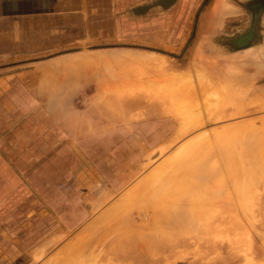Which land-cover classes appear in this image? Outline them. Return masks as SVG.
Listing matches in <instances>:
<instances>
[{
    "label": "rangeland",
    "instance_id": "374dc122",
    "mask_svg": "<svg viewBox=\"0 0 264 264\" xmlns=\"http://www.w3.org/2000/svg\"><path fill=\"white\" fill-rule=\"evenodd\" d=\"M250 1L252 0H182L177 8L174 9L173 16L171 18L168 17L162 19V23L159 24V28L167 29L170 27V20H172L173 23L171 27L173 28L172 32L168 35V44H173V47L167 49H156L151 48L150 46H143L142 53H135L134 51H130L128 49H122L119 51L111 50L107 53L109 55V65H106L104 69L109 71L110 78H115L114 80H111L112 82H109L112 83L111 86L107 85L109 92H111L112 95L114 94L111 98H113L116 103V101L118 102L120 99L121 101L122 99L134 100L135 98L140 97L139 106H133L128 112L125 111L124 114H120L122 116L119 115L120 112H109L110 116H116L115 120H119L120 122H124V124H126V138L129 139L127 144V160L131 156L130 162L133 164L132 172L134 177L130 180L124 190L116 194H110L109 198L103 202H100V200L96 199L95 196L93 197L90 195L92 197L91 200L96 204V209H94L91 215L90 212H88V216L86 215L85 217H80L79 221L83 220V224H78L76 230L66 231L62 235V239L45 241L41 244L39 249L32 251L30 254H24L19 251V255H17L18 252H15L14 256H9V258L4 257L7 261H0V264H43L50 257L53 258L56 257V255L61 256V253L65 255L70 253L71 255L73 253L75 254L76 251L77 254H73L74 256L72 258H75L76 256L77 261L75 262V258L71 261V264H89L91 262V258L93 259L94 257L91 254L92 257H90V262H88L90 249L87 251V247L80 248L81 244L83 242L87 243L91 240L96 241V239L99 238L101 229L106 227L109 223L121 221V223H124V226L127 225L135 228L140 227L141 225L139 226V224H143V220H145V222L149 221V218H146L149 215L146 216V214L141 211L142 208H144V210L150 209L152 212H148L149 214L153 212V214H155L158 211L170 212L167 214L169 216L166 215V219L170 221L168 222L170 227H172L173 224L175 227L173 226L170 228L166 224L165 228H162L163 231L156 227L157 230L153 232V235H143L144 240H151V244L146 247L144 254L142 252H138V248L136 247L138 241L136 239H131L128 247H131L133 251L129 253V258L124 259L122 256L118 257L114 253H109L107 256L109 258L105 259V261H96V264H218L220 262H222L221 264H226L224 261L233 257H237L238 260L231 264H249L248 261L251 263L256 262V260L259 263L264 264V257H255L256 253L254 252V250L257 252L259 250L264 251V246H262L264 245V226L257 225V227H254L252 224L250 225L249 223L247 224L243 221V225L245 224L244 226L247 228H245L246 231L234 234L225 230L226 228L224 229V227H222L224 226V223L221 222L219 223L217 229H212L207 232L204 231L205 228L211 225L214 218L228 216L233 213L235 214V211H238L241 216L245 208L253 210L256 216L253 220H257L258 222L261 221L264 225V163L259 162V165L256 164L254 166L257 159L253 158L255 160L254 161L251 159V156L246 155L243 151L242 153L239 152L242 156L241 158L240 155H238L239 153L234 151V148L235 150H239L240 148L238 144L239 142L236 143L240 134H252L253 138H258L261 131L264 133V107L259 108L260 106H256L261 104L264 97L262 96L264 95V11L262 12L261 19L257 25L255 39L251 44L243 48H235L226 43V40L228 39L246 34L252 27L254 17L259 10L247 5V2ZM199 59L205 60V63H216V70L220 67L221 70H223H219V72H221L214 76L215 81L212 80L214 82H212L211 86L210 84H208L209 86L207 85L208 88H211L210 90L207 89V95L200 93L199 84L201 81H206L205 83H208L209 79H207V77H212L213 75L209 73L205 75L204 78H201V73L196 72V68L200 67V62L198 61ZM202 60L200 61L202 62ZM194 63L196 65H194ZM193 66L196 68H193ZM202 66L204 67V65ZM117 76L125 79L118 81ZM186 76H189V79ZM101 83L103 82L98 80L94 82L96 93L101 92V90L105 91L103 90L104 87ZM124 83L127 85H124L126 86V90H123L124 86L122 85ZM212 87L215 90H213ZM195 92H198L196 94L197 97L194 95ZM185 94L188 95L183 97ZM246 97L247 101L250 100L248 102V113H239L233 117L228 116L219 120H215L212 116H210L209 112L214 111L217 104L219 105L216 110L221 106L229 107L231 104L233 105L234 102H242L243 100L240 99H246ZM95 98L99 100L103 99L102 96ZM208 98V103L213 102V105L210 103L211 106H209L210 108L212 107L213 110L209 107V110H205V107L207 109V102L205 101H207ZM67 99L70 101H74L75 99V101L82 104V106H85L88 103V99L86 97ZM184 101L186 103H184ZM257 101L260 104H255ZM204 102L206 104H204ZM250 104H254L255 106ZM111 106V108L116 111H122V106L119 104L113 103ZM216 110L214 112H216ZM197 111H199L198 114H202L200 115L201 117L199 116L200 119L195 117V114L197 116ZM1 115L5 117L6 114L1 113ZM254 119L257 120L254 121L253 124ZM243 120H247L248 123L243 124ZM250 120H252L251 122L253 125H251ZM192 121L195 123H191ZM231 123H236L238 126L236 129L237 131L234 129L236 132H232L233 129H228L226 133L223 132V127L231 125ZM187 125H190L193 129H190L189 126L186 130ZM256 129L259 133H256L257 135L254 134L257 132ZM228 131L230 132V134H228L229 139L227 137ZM204 132L206 135H204ZM195 136H198V138L200 136V139L203 138L197 145H199L198 147L201 150L205 148L204 151H201V153L204 152L202 155L204 158H201L200 156V158H198L200 161H196V157L198 156L195 155L197 154L196 146V151H194L195 154L193 151L192 155L190 154L192 156L190 157L191 159H184V164L175 163L178 167L176 168L174 166V161H176L174 159H176V157L174 156L177 153L180 154V147L185 145V142H189L190 139ZM230 136L235 138H232L233 140H231ZM252 136L250 139H252ZM208 137L209 143H211L207 146L208 142H205ZM255 138L254 140H256ZM215 139L220 141L217 143ZM213 141H216L215 146L219 143L222 144V146L219 144L220 147L217 146L220 149L214 146ZM249 141L252 143L251 140H248V142ZM204 143L206 145H204ZM200 144L204 145V147ZM225 145H227L228 148L230 147V150H228ZM233 145L234 148L231 147ZM247 145H249V143H247L246 146ZM227 150L228 152L226 153ZM241 150H243V147ZM230 151H232L233 157L230 156ZM233 152H236V154L238 153L237 156H235V153L233 155ZM205 158L207 160L209 158L212 162L208 160L209 164H206V169L205 165H202L205 171H203L204 169L201 167V169L198 168L195 172L193 167L195 168L196 166H201L200 162L202 159V161H206ZM232 159L237 163H235V161L233 162ZM195 161L198 163H195ZM242 162L244 163L240 165ZM190 163H192V166L200 164L192 167ZM239 165L243 166L244 169L239 167ZM186 166L189 168L191 166V171L193 169L195 173H189V168ZM240 168L241 170H239ZM182 170H187L188 172H183ZM129 171L130 168L127 169V179L131 177L129 175ZM239 171L242 172L239 173ZM187 174H190V176H187ZM193 174L194 176H192ZM239 174L242 175L241 177L243 182L240 180L241 177ZM163 178L165 180H163ZM222 178H225L224 180L227 183H225ZM218 180H220V182ZM241 185L243 186L240 187ZM203 190H206L205 193H203ZM240 192L241 194H239ZM163 194L167 195L164 197L165 201L162 200ZM79 195L81 196V193H79ZM201 195H205V197ZM172 196H176L175 198L177 199L175 200ZM160 198L161 200H159ZM198 200L203 202H199ZM196 203L199 204L197 205ZM84 206L85 205L79 203L80 212H82L81 210H83ZM154 206H157L159 210ZM151 208H155L153 209L154 211ZM230 208L231 211L229 210ZM232 208H234L233 213ZM245 220L249 222L246 217ZM257 221H255V223H258ZM169 223L172 224V226ZM201 225L204 227H201ZM140 228H142V226ZM121 230H123L121 244H124L126 242L124 227ZM173 230L177 231V234L179 235L188 237L186 238L188 243L184 245H177L174 248H160L158 246V242L160 241H154L156 237H158L157 239L161 238V236L169 237V234ZM246 233L250 235L248 236ZM239 236L245 240L246 244L238 246L239 244L234 242V237L237 238ZM73 240H76L75 244V241ZM113 240L114 238L110 237L103 244L104 246L100 245V250L97 253L100 251L101 253L99 254L108 252V249L112 247ZM5 243L6 242H1L0 244L3 245ZM164 244L165 243H161L162 246ZM14 245L16 247L17 242H14ZM71 245L76 247L79 246L81 250L77 249L78 247H74L76 248L74 249ZM41 250H43V253L37 257L36 255L39 251L41 252ZM122 252H124V250H122ZM84 255L85 258H88V261L85 260V258L82 259ZM150 257L151 260L153 259L152 263L150 262ZM85 261H87V263Z\"/></svg>",
    "mask_w": 264,
    "mask_h": 264
},
{
    "label": "crops",
    "instance_id": "0c3cea01",
    "mask_svg": "<svg viewBox=\"0 0 264 264\" xmlns=\"http://www.w3.org/2000/svg\"><path fill=\"white\" fill-rule=\"evenodd\" d=\"M181 1L0 0L1 262L62 239L96 209L91 196L103 202L134 177L126 124L109 114L120 110L107 53L173 47L172 20L159 24Z\"/></svg>",
    "mask_w": 264,
    "mask_h": 264
},
{
    "label": "bare ground",
    "instance_id": "6f19581e",
    "mask_svg": "<svg viewBox=\"0 0 264 264\" xmlns=\"http://www.w3.org/2000/svg\"><path fill=\"white\" fill-rule=\"evenodd\" d=\"M202 58V57H201ZM200 60H202V59H199L198 61L200 62V67H198V68H200V69H198V68H196V67H194L193 66V68H196V72L197 73H201V78H204L205 77V75H207V74H211V75H213L212 77L210 76V77H207V79H209L208 80V83H205V82H203V81H201L200 82V84H199V91H200V93H202V94H206L207 95V89L208 90H210L211 88H208V84H210V86L212 85V82H214L215 80H214V76H216V74H219L221 71H223V70H221V67L218 69V70H216V68H217V65H216V63L214 64H212V63H205V60H202V62L200 61ZM204 63V64H203ZM194 65H196L195 63H194ZM202 65H204V67L202 66ZM219 66V65H218ZM203 68V69H202ZM202 69V70H201ZM195 70V69H194ZM219 70H221L220 72H219ZM226 73V72H225ZM221 75V74H220ZM186 77H188V79H189V76H186ZM191 77V76H190ZM184 78V77H183ZM111 80L113 79V78H110ZM178 79V78H177ZM110 80V81H111ZM184 80H186V79H184ZM191 80H192V78H191ZM212 80H214V81H212ZM109 81V82H110ZM127 81V80H126ZM170 81V80H169ZM173 81V80H172ZM193 81V80H192ZM191 81V82H192ZM112 82V81H111ZM167 82V81H166ZM165 83V82H164ZM170 83H172V82H170ZM217 83V82H216ZM109 86H111L112 85V83H107ZM169 84V83H168ZM214 84V83H213ZM124 85H126V83H124L122 86H124ZM188 85V84H187ZM186 85V86H187ZM208 85V86H207ZM217 85H218V83H217ZM119 86V85H118ZM127 86V85H126ZM126 86H124V89H123V87H122V89L123 90H126ZM189 86V85H188ZM189 87H191V86H189ZM188 87V88H189ZM195 87H196V84H195ZM179 88H181V87H179ZM187 88V87H186ZM174 89V88H173ZM196 89V88H195ZM212 89H213V87H212ZM172 90V89H171ZM181 90V89H180ZM184 90V89H183ZM192 90V89H191ZM213 90H215V89H213ZM175 91H176V89H175ZM178 92V91H177ZM184 93V92H183ZM198 93V92H197ZM196 92H195V94L194 95H196L197 94ZM110 94H111V92H110ZM179 94V93H178ZM193 94V93H192ZM215 94H216V92H215ZM109 95V94H108ZM107 95V96H108ZM180 95H183V94H180ZM188 95V94H187ZM186 94H185V96H183V97H186L187 96ZM201 95V94H200ZM172 96V95H171ZM204 96V95H203ZM262 96H264V95H262ZM182 97V96H181ZM180 97V98H181ZM196 97H197V95H196ZM206 98H207V96H206ZM243 98H245V97H243ZM253 98V97H252ZM252 98H251V101H252ZM204 99H205V97H204ZM236 99V98H235ZM249 99V98H248ZM106 100V99H105ZM199 100V99H198ZM206 100V99H205ZM240 100H243L241 103L239 102V103H233V105L231 104L229 107H219L217 110H216V108H217V106L219 105V104H215L216 106H215V110H216V112H214V111H207V112H209L210 113V116H212V118L213 119H222V118H224V117H228V116H235V115H237V114H239V113H243V114H246V112L247 111H249L248 110V106H249V101H247V97H246V99H240ZM208 101H209V98H208V100L207 101H205V102H207V104L204 102V104H206L207 105V109H206V107H205V110H209V106H211V104L213 105V102H210V103H208ZM253 101H256V100H253ZM144 102V101H143ZM182 102V101H181ZM188 102V101H187ZM227 102V101H226ZM112 103V104H111ZM113 103L114 104H119V105H121L122 106V110H124V111H126V112H128L129 110H130V108H132L133 106H136V105H138L139 106V103H140V97H137V98H135L134 100H131V99H128V100H123L122 99V101H121V99L120 100H118V102L116 101V103H115V100L113 99V98H111L110 99V105H113ZM184 103H186L185 101H184ZM225 103V102H224ZM250 103H252V102H250ZM256 103H258V101L257 102H255V104ZM258 104H260V103H258ZM250 105H254V104H250ZM232 106V107H231ZM255 106V105H254ZM256 106H260L259 108H261V107H264V97H263V101L261 102V104L260 105H256ZM209 107V108H208ZM172 108V107H171ZM212 108V107H211ZM210 108V109H211ZM256 108V107H255ZM169 110V109H168ZM211 110H213V108L211 109ZM196 111V110H195ZM121 112V111H120ZM156 112V111H155ZM178 112V111H177ZM193 112V111H192ZM197 113V116H196V114H195V117H198L199 118V116L200 115H202L201 113L200 114H198L199 113V111H197L196 112ZM248 113V112H247ZM204 114V113H203ZM120 116H122V115H120ZM124 116H126V115H124ZM183 116H184V114H183ZM209 116V117H210ZM131 117V116H130ZM195 117H194V120H195ZM201 117V116H200ZM197 119V118H196ZM200 119V118H199ZM202 119V118H201ZM127 120V119H126ZM193 120V119H192ZM203 120V119H202ZM257 119H254L253 120V124H254V121H256ZM264 120V119H263ZM125 121V120H124ZM129 121V120H128ZM190 121V120H189ZM206 121V120H205ZM252 120H250V122H251ZM182 122H183V120H182ZM202 122H204V121H202ZM263 122V121H262ZM191 123H195L194 121H192ZM242 123L243 124H247L248 122H247V120H243L242 121ZM193 124H191V125H193ZM252 124V122H251V125H253ZM256 124V123H255ZM189 126L190 125H187L186 126V130H187V127L189 128ZM258 126V125H257ZM261 126V125H260ZM237 125H236V123H231V125H226L225 127H223V132H227V130L229 129V130H232V132L233 131H235L236 129H237ZM245 127V126H244ZM248 127V126H247ZM262 127V126H261ZM264 127V126H263ZM192 127L190 126V129H191ZM251 128V127H250ZM185 129V128H184ZM193 129V128H192ZM235 129V130H234ZM240 129V128H239ZM242 129V128H241ZM260 129V128H259ZM261 129H263V128H261ZM185 130V131H186ZM246 130H248V129H246ZM250 130V129H249ZM255 130V129H254ZM237 131V130H236ZM235 131V132H236ZM251 131V130H250ZM256 131H257V129H256ZM176 132V131H175ZM215 133V132H214ZM222 133V132H221ZM256 133H258V131L257 132H255L254 134L255 135H257ZM228 134H230V132L228 131V133H227V137L229 136ZM253 134V135H254ZM259 134V133H258ZM262 134V135H261ZM175 135V134H174ZM177 135V134H176ZM202 135H203V133H202ZM204 135H206L205 134V132H204ZM208 135V134H207ZM212 135H215V134H212ZM234 135V134H233ZM249 135V134H248ZM248 135L247 134H244V135H241L240 134V137L238 138V140L236 141V143H238L239 144V146H240V148H239V150H235V148H234V143H235V140H234V145L233 146H231V147H233L234 148V151H236V152H240V153H242V151L243 152H245V154L246 155H248V156H251V159H257L256 161L257 162H255L254 163V166L257 164V165H259L260 163L259 162H263L264 163V133H262V131H261V133H260V135H258L259 137L258 138H255L256 140H254V138H253V136H252V134H250L251 136H252V139H250L251 138V136L249 135V137H248ZM178 136V135H177ZM181 136V135H180ZM179 137V136H178ZM206 137V136H205ZM209 137H210V134H209ZM209 137H208V139L206 140V142H205V140H204V142L205 143H207V146L211 143H209ZM257 137V136H256ZM216 138V137H215ZM219 138V137H218ZM225 138V137H224ZM232 138H235V137H231L230 136V139L231 140H233ZM176 139H178V138H176ZM203 139V138H202ZM202 139H200V136H199V138H198V136H195V137H193L192 139H190V141L187 143V142H185V145H183L182 147H180V154L179 153H177L174 157H176V159H174V160H176V161H174V164L175 163H182V164H184L183 163V160L185 159V160H190L191 158L190 157H192L191 155H192V151H193V153H194V151H196V149H197V154H195L196 156V158H197V160L196 161H200V160H198V158H200V156H201V158H204V157H202V155H203V153H201V151H204V149L205 148H203L202 150L198 147L199 145H197V144H199V141H201ZM212 139V138H211ZM228 139H229V137H228ZM216 141H217V143H218V141H220V140H217V139H215ZM224 140V139H223ZM223 140H221V141H223ZM248 140H251L252 141V143H250V141L248 142ZM253 140H254V142H253ZM174 141V140H173ZM216 141H213V143H214V146H215V142ZM224 142V141H223ZM222 142V143H223ZM232 142V141H231ZM231 142H230V144H231ZM204 143V145H206ZM247 143H249V145H247L248 146V148H247V146H246V144ZM202 144H203V142H202ZM219 144H221V143H219ZM219 144H216L217 146H219ZM224 144V143H223ZM251 144V145H250ZM201 145V144H200ZM204 145H201V146H203L204 147ZM228 145V144H227ZM227 145H225V147L227 146ZM232 145V144H231ZM245 145V146H244ZM197 146V148L195 149V147ZM217 146H215V147H217ZM220 146H222V144L220 145ZM219 146V147H220ZM219 147H217V148H219ZM242 147H243V150H241L242 149ZM245 147V148H244ZM200 150H199V149ZM224 148V147H223ZM222 148V149H223ZM226 148H228V146L226 147ZM225 148V149H226ZM179 149V148H178ZM186 149V150H185ZM195 149V150H194ZM220 149V148H219ZM184 150H185V152H184ZM200 152H199V151ZM228 150H230V147L228 148ZM228 150L226 151V153L228 152ZM220 151H222V150H220ZM223 151H224V149H223ZM176 152H178V151H176ZM217 152V151H216ZM236 152H233V155H234V153H235V156H237V154H236ZM220 153V152H219ZM238 154V155H240V157L242 158V156H241V154ZM191 154V155H190ZM193 154V155H194ZM201 154V155H200ZM229 154H231L230 156H232V151H230L229 152ZM220 155H221V153H220ZM170 157V156H169ZM195 157H194V159H195ZM233 157V156H232ZM239 157V156H238ZM190 158V159H189ZM211 158V157H210ZM224 158V157H223ZM237 158V157H236ZM193 159V160H194ZM229 159V158H228ZM253 159V160H254ZM178 160V161H177ZM193 160H191V161H193ZM203 160V159H202ZM201 160V166L199 165V164H195V165H199L198 167L196 166L195 168H197V169H195L193 166H195V165H193L192 166V163H194V162H192V163H190V165L193 167V169L195 170V172H196V170H198V168H200L201 169V167H202V169H204V167L202 166L203 164L205 165V169H206V164H209L208 163V160L210 161V159L208 158V160L205 158V160L206 161H202ZM221 160V159H220ZM227 160V159H226ZM237 160V159H236ZM195 161V163H198V162H196ZM225 161V160H224ZM229 161V160H228ZM232 161H233V159H232ZM235 161V160H234ZM233 161V162H234ZM238 161V160H237ZM252 161V160H251ZM255 161V160H254ZM254 161H252V162H254ZM206 162V163H205ZM210 162H212V161H210ZM231 162V161H230ZM239 162V161H238ZM241 162V161H240ZM229 163V162H228ZM235 163H237L236 161H235ZM244 162H242V163H240V165H242ZM259 163V164H258ZM165 164V163H164ZM177 164H175L174 166L176 167V168H178L176 165ZM188 164V163H187ZM215 164V163H214ZM223 165V164H222ZM237 165V164H236ZM235 165V166H236ZM239 165V167H242L243 168V166H240ZM168 166V165H167ZM179 166H182V165H179ZM184 166V165H183ZM190 166V168L188 167V166H186V167H188L189 168V170L188 171H190L189 173H195L194 171H193V169H192V171H191V167ZM209 166H211V165H209ZM213 166V165H212ZM215 166V165H214ZM249 166H250V164H249ZM251 166H252V164H251ZM173 167V166H172ZM185 167V168H186ZM229 167H230V165H229ZM234 167V166H233ZM183 168V167H182ZM209 168V167H208ZM228 168V167H227ZM235 168V167H234ZM236 168H238V167H236ZM175 169V168H174ZM199 169V170H200ZM205 169L203 170V171H205ZM233 169V168H232ZM244 169V168H243ZM252 171H254L252 168H250ZM264 169V168H263ZM178 170V169H177ZM183 171V172H188V171ZM214 170H215V168H214ZM223 170V169H222ZM221 170V171H222ZM226 170V169H225ZM230 170H231V168H230ZM235 170V169H234ZM237 170V169H236ZM239 170H241V168L239 169ZM161 171V170H160ZM243 171H245V170H243ZM255 171H256V169H255ZM262 171V170H261ZM198 172H201V171H198ZM215 172V171H214ZM242 172V171H241ZM240 171H239V173H241ZM250 172V171H249ZM248 172V173H249ZM181 173V172H180ZM244 173V172H243ZM242 173V174H243ZM251 173H253V172H251ZM250 173V174H251ZM179 174V173H178ZM226 174H227V172H226ZM263 174V173H262ZM240 175V174H239ZM253 175V174H252ZM252 175H251V178H252ZM160 176V175H159ZM164 176V175H163ZM165 176H166V174H165ZM182 176V175H181ZM187 176H190V174H187ZM192 176H194V174L192 175ZM232 176V175H231ZM242 175H240V177H241ZM210 177V176H209ZM223 177H224V175H223ZM234 177V176H233ZM244 177V176H243ZM250 177V176H249ZM186 178H189V177H186ZM191 178V177H190ZM219 178H220V176H219ZM227 178V177H226ZM173 179V178H172ZM223 179V178H222ZM225 179V178H224ZM223 179V180H224ZM236 179V178H235ZM244 179V178H243ZM158 180V179H157ZM163 180H165L164 178H163ZM187 180V179H186ZM211 180H213V179H211ZM227 180V179H226ZM240 180L242 181V177L240 178ZM253 180V179H252ZM215 181V180H214ZM219 182H220V180H218ZM225 181V180H224ZM141 182V181H140ZM162 182V181H161ZM169 182V181H168ZM187 182V181H186ZM185 182V183H186ZM236 182V181H235ZM243 182V181H242ZM248 182H249V180H248ZM252 182V181H251ZM152 183V182H151ZM165 183V182H164ZM174 183V182H173ZM190 183V182H189ZM188 183V184H189ZM225 183H227L226 181H225ZM247 183V182H246ZM245 183V184H246ZM154 184V183H153ZM175 184V183H174ZM220 184V183H219ZM139 185V184H138ZM137 185V186H138ZM195 185V184H194ZM198 185H199V183H198ZM221 185V184H220ZM236 185V184H235ZM243 185H244V183H243ZM243 185H241L240 187H242ZM247 185V184H246ZM144 186V185H143ZM153 186V185H152ZM175 186V185H174ZM183 186V185H182ZM173 187V186H172ZM208 187V186H207ZM149 188H151V187H149ZM179 188V187H178ZM212 188V187H211ZM228 188V187H227ZM244 188H245V186H244ZM243 188V189H244ZM250 188V187H249ZM147 189V188H146ZM154 189V188H153ZM231 189H232V187H231ZM239 189V188H238ZM246 189H248V188H246ZM240 190V189H239ZM146 191V190H145ZM144 191V192H145ZM151 191V190H150ZM206 191V190H205ZM205 191L203 190V193H205ZM232 191H233V189H232ZM171 192V191H170ZM190 192V191H189ZM219 192V191H218ZM217 192V193H218ZM245 192V191H244ZM247 192V191H246ZM251 192V191H250ZM169 193V192H168ZM167 193V194H168ZM202 193V194H203ZM216 193V194H217ZM233 193V192H232ZM142 194V193H141ZM176 194V193H175ZM197 194V193H196ZM226 194H227V192H226ZM238 194V193H237ZM236 194V195H237ZM239 194H241V192L239 193ZM246 194V193H245ZM166 195V194H165ZM165 195L163 194L162 196V200H164V197H165ZM172 195V194H171ZM191 195V194H190ZM167 196V195H166ZM188 196V195H187ZM194 196V195H193ZM196 196V195H195ZM201 196H203V195H201ZM240 196V195H239ZM241 196H243V195H241ZM175 200L177 199V198H175L176 196H172ZM172 197H170V198H172ZM203 197H205V195L203 196ZM244 197V196H243ZM187 198V197H186ZM188 198H190V197H188ZM192 198H194V197H192ZM199 198H201V197H199ZM245 198V197H244ZM196 199V198H195ZM204 199V198H203ZM207 199V198H206ZM159 200H161V198L159 199ZM188 200V199H187ZM192 200V199H191ZM240 200H241V198H240ZM246 200V199H245ZM165 201V200H164ZM168 201H171V200H168ZM186 201V200H185ZM193 201V200H192ZM196 201V200H195ZM199 201V200H198ZM201 201V200H200ZM199 201V202H200ZM208 201V200H207ZM237 201V200H236ZM173 202V201H172ZM201 202H203V201H201ZM243 202V201H242ZM168 203V202H167ZM191 203V202H190ZM214 203V202H213ZM237 203H239V202H237ZM197 204V203H196ZM199 204V203H198ZM197 204V205H198ZM201 204V203H200ZM205 204H207V203H205ZM161 205V204H160ZM167 205V204H166ZM239 205V204H238ZM159 206V205H158ZM191 206V205H190ZM201 206V205H200ZM155 207V206H154ZM240 207V206H239ZM253 207V206H252ZM155 208H158L157 206L155 207ZM155 208H153V209H155ZM193 208H194V206H193ZM226 208H228V207H226ZM255 208V207H254ZM152 209V208H151ZM152 209V210H153ZM195 209V208H194ZM209 209V208H208ZM158 210H159V208H158ZM230 211H231V208L229 209ZM243 210V209H242ZM250 209L248 208V209H244L243 211V213H242V215H243V217H242V215L240 216L239 215V213H238V211H235V214L233 213V211H234V208H232V213L233 214H230V215H228V216H224V217H216V218H214L213 220H212V222H211V225L209 226V227H207V228H205L204 229V231L205 232H207V231H210V230H212V229H217V227L219 226V223H224V226H222V227H224V229L225 230H227L229 233H240L241 231L243 232V231H246L245 230V224L243 225V223L244 222H246L247 224L249 223L250 225L252 224L254 227H257V225L258 226H264L263 225V222H261V221H257V220H255V221H257L258 223H255V221L253 220V218H255L256 216H255V213H254V211L253 210H250ZM259 210V209H258ZM141 211H143L145 214H146V216L147 215H149V216H147L146 218L148 219L149 218V221L148 222H145V220H143V224H139V226L141 225L142 226V228H140V227H138V228H135V227H132V226H124V223H121V221H119V222H116V223H109L106 227H104V228H102L101 229V232H100V235H99V238L98 239H96V241H89V242H83L82 244H81V246H80V248L81 247H84V248H86L87 247V251H89L88 249H90V256H88V258H89V261H88V258H85V255L82 257V259H84L85 258V260H87L88 262H90V257H94L93 259L91 258V262L89 263V264H96V261H105V259H107V258H109V257H107L108 256V254L109 253H114V254H116V256H122V257H124V259H126V258H129L128 257V255H129V253L130 252H132L133 251V249H131V247H128V244L130 243V241H131V239H136L137 241H138V244H137V248H138V252H142L143 254H144V251H145V249H146V247H148L151 243V240L149 239V240H144V236L143 235H146V234H149V235H153V232H155V230H157V228L156 227H158L159 229H161L162 230V228H165V225L167 224L168 225V222H170L169 220H167L166 219V217L167 216H169V215H167L168 213H170V212H168V211H165V212H160V211H158L157 213H155V214H153V213H151V214H149L148 212H152V211H150V209H147V210H144V208H142L141 209ZM154 211V210H153ZM180 211V210H179ZM198 211V210H197ZM196 211V212H197ZM240 211H241V209H240ZM186 212H187V210H186ZM228 212V211H227ZM250 212V213H249ZM140 213V212H139ZM176 213H178V212H176ZM175 213V214H176ZM216 213V212H215ZM172 214V213H171ZM260 214V213H259ZM167 215V216H166ZM185 215H187V214H185ZM177 216V215H176ZM174 217V216H173ZM188 217V216H187ZM245 217H246V219L247 220H249V222H247L246 220H245ZM252 219H251V218ZM145 218V219H146ZM174 219V218H173ZM172 219V220H173ZM183 220V219H182ZM147 221V220H146ZM177 221H179V220H177ZM176 221V222H177ZM188 221V220H187ZM244 221V222H243ZM109 222V221H108ZM115 222V221H114ZM142 222V221H141ZM173 222V221H172ZM218 222V223H217ZM129 224V223H128ZM170 224V223H169ZM130 225V224H129ZM132 225V224H131ZM171 226H172V224H170ZM169 226V225H168ZM173 226H174V224H173ZM172 226V227H173ZM180 226H181V224H180ZM184 226V225H183ZM248 226V225H247ZM124 227V231H125V243L124 244H121V236H122V232H123V230H121L122 228ZM137 227V226H136ZM170 227V226H169ZM172 227H170V228H172ZM175 227V226H174ZM182 227V226H181ZM201 227H204V226H202L201 225ZM221 227V228H222ZM250 227V226H249ZM248 227V228H249ZM251 228V227H250ZM143 229V230H142ZM175 229V228H174ZM247 229V228H246ZM160 230V231H161ZM167 230V229H166ZM180 230V229H179ZM249 230V229H248ZM252 230V229H251ZM163 231V230H162ZM158 232V231H157ZM169 232V231H168ZM259 232V231H258ZM248 233H249V231H248ZM259 233H261V232H259ZM157 234V233H156ZM163 234L165 235V233L163 232ZM247 234V233H246ZM250 234H251V232H250ZM249 234V235H250ZM167 235V234H166ZM238 235H241V234H238ZM243 235V234H242ZM248 235V234H247ZM248 235V236H249ZM161 236V235H160ZM110 237H113L114 238V240H113V244H112V247L111 248H107L108 249V252H105V253H102V254H99V253H101V251L99 252V253H97L99 250H100V245H102V246H104L103 244L110 238ZM154 238V237H153ZM158 237H156V239H157ZM186 238H188V237H186V236H182V235H179V234H177V231H175V230H173V231H171V233L169 234V237L167 236V237H163V236H161V238H159V239H155L154 241H160V242H158V246L160 247V248H171V247H175V246H177V245H184V244H187L188 243V240L186 239ZM78 239H80V238H78ZM190 240V239H189ZM234 242L236 243V244H239L238 246H240V245H242V244H246V242H245V240L241 237V236H239V237H234ZM73 241H75L74 242V244L76 243V240H73ZM77 241H79V240H77ZM88 241V240H87ZM134 242V241H133ZM73 243V242H72ZM78 243V244H79ZM161 243H165L163 246L161 245ZM251 243H252V241H251ZM71 244V243H70ZM79 244V245H80ZM255 245V244H254ZM262 245V244H261ZM72 246V245H71ZM70 246V247H71ZM126 246V247H125ZM130 246V245H129ZM153 246V245H152ZM262 246H264V245H262ZM73 248L74 247H76V246H72ZM78 247V248H77ZM76 248L77 249H79V250H81L80 248H79V246H77ZM76 248H74V249H76ZM134 248V247H133ZM94 249H96V250H94ZM86 250V249H85ZM102 250V249H101ZM122 250H124V252H122ZM152 250V249H151ZM63 251V250H62ZM77 252V251H76ZM75 252V254H77ZM97 254H96V253ZM254 252L256 253V255H255V257L257 256V257H264V251H261V250H259L258 252L256 251V250H254ZM43 253V251H41L40 253H38L36 256L37 257H39V255L40 254H42ZM89 253V252H88ZM88 253H86V254H88ZM74 254V253H73ZM73 254H71L70 255V253H68L67 255H65V254H62L61 253V256H57L56 255V257H50V258H48L43 264H71L72 262V260L73 259H75L76 258V256H75V258H72L74 255ZM91 254H92V256H91ZM135 255V254H134ZM146 256V255H145ZM151 256V255H150ZM69 257V258H68ZM254 257V258H255ZM123 259V260H124ZM146 259V258H145ZM150 259V262L152 263L153 262V259L151 260V257L149 258ZM238 259H237V257H233V258H230L229 260H227V261H224V263H226V264H231V263H233V262H235V261H237ZM249 260H251V259H249ZM77 261V258L75 259V262ZM87 261H85L86 263H87ZM148 261V260H147ZM249 262V264H262V263H259L257 260H256V262H251L250 263V261H248ZM80 263V262H79ZM222 262H220V263H218V264H221ZM42 264V263H41ZM247 264V263H246Z\"/></svg>",
    "mask_w": 264,
    "mask_h": 264
},
{
    "label": "water",
    "instance_id": "95a60500",
    "mask_svg": "<svg viewBox=\"0 0 264 264\" xmlns=\"http://www.w3.org/2000/svg\"><path fill=\"white\" fill-rule=\"evenodd\" d=\"M256 0H252L250 2H247V5L252 6L256 10H259V12L254 17V22L250 30L239 37L231 38L226 40V43L230 46H233L235 48H243L251 44L256 35L257 31V25L261 19L262 12L264 11V0H259V3H254Z\"/></svg>",
    "mask_w": 264,
    "mask_h": 264
},
{
    "label": "flooded vegetation",
    "instance_id": "af4514ba",
    "mask_svg": "<svg viewBox=\"0 0 264 264\" xmlns=\"http://www.w3.org/2000/svg\"><path fill=\"white\" fill-rule=\"evenodd\" d=\"M260 1L259 0H257V1H255L254 3H259Z\"/></svg>",
    "mask_w": 264,
    "mask_h": 264
}]
</instances>
